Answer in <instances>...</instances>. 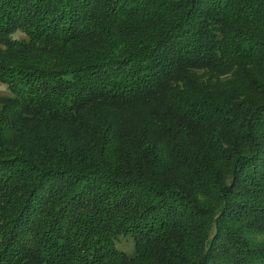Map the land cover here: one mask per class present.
Returning <instances> with one entry per match:
<instances>
[{"label": "trees", "instance_id": "obj_1", "mask_svg": "<svg viewBox=\"0 0 264 264\" xmlns=\"http://www.w3.org/2000/svg\"><path fill=\"white\" fill-rule=\"evenodd\" d=\"M0 83V264H264V0H0Z\"/></svg>", "mask_w": 264, "mask_h": 264}, {"label": "rangeland", "instance_id": "obj_2", "mask_svg": "<svg viewBox=\"0 0 264 264\" xmlns=\"http://www.w3.org/2000/svg\"><path fill=\"white\" fill-rule=\"evenodd\" d=\"M12 38L16 39V40L27 39L26 36L20 32L15 33ZM2 96L3 97L4 96H6V97L10 96V92H9L8 88L6 87V85L0 83V97H2ZM130 249H131L130 244H127L123 250L128 251Z\"/></svg>", "mask_w": 264, "mask_h": 264}]
</instances>
